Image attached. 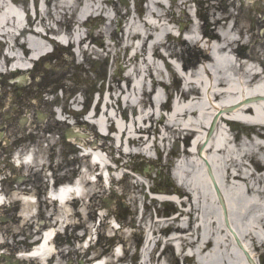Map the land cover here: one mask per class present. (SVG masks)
<instances>
[{"label":"bare ground","instance_id":"1","mask_svg":"<svg viewBox=\"0 0 264 264\" xmlns=\"http://www.w3.org/2000/svg\"><path fill=\"white\" fill-rule=\"evenodd\" d=\"M35 1L37 7L45 9L47 7L45 15H49L50 20L56 25L51 31L56 30V33L66 31L72 35L70 37L79 47L86 43V39H83L73 26L82 27L81 20L90 15L97 14L102 19V14L106 12L105 7L109 8L113 5V0ZM238 1L240 0H181L177 3L174 0V5L171 6L172 12L173 8L187 9L193 2H196L199 8L195 13V20H191L187 30L188 38H178L175 41L169 29L170 12L167 11L164 0H150L151 8L144 18L139 16L133 21L131 12H127L124 15V18H129L127 31H124L120 44L127 41L124 51L128 54V70L131 69V73L119 78L112 77L109 85L110 93L107 97H102L97 106L98 110L99 106L104 104L103 111L96 112L94 117L99 120L104 130L107 123L108 129L117 134L116 143L120 146L118 149L125 150V156L133 154L128 152L133 146L146 147L143 153L150 151L149 143L153 134L160 135L155 138L157 142L162 140L163 143L169 140L170 135L180 136L179 142L184 138L189 150L183 151L184 165L180 168L183 177L174 175L184 191L171 192L180 196L183 211L181 216L172 219L168 224V221L163 222V220L157 223L160 224L161 234L168 231L173 234L180 233L174 240L177 251L183 256L185 253L194 254L196 264H248L236 249L234 239L230 238L231 230L222 225L221 205L217 204L211 187L212 185L214 188L215 183L221 190V200L225 208L222 210L226 211L231 227L239 233L241 240L250 242L256 252L264 256V147L260 143L264 138L260 133L264 131V54H262L264 47L261 49L258 41H255L257 18L251 15L247 17V2L242 0V4L238 5ZM249 1L252 2L251 6L256 12L257 5L262 7L261 1L256 3H253L254 0ZM90 2L94 4L89 6ZM78 3L84 6L83 12L68 19L70 11ZM54 9L56 12H53ZM60 9L64 14L59 12ZM186 17L189 18L191 15L182 9L181 18L186 19ZM176 19L174 17L172 21ZM16 24L19 26L22 24L21 13L17 9L9 8L0 16V37L4 35L5 40L9 38V42H12L15 36L12 30ZM104 33H111L116 37L111 25L105 27ZM24 35H29L28 48L20 44L11 47L6 43L7 50L11 54V51L22 49L25 58L31 61L29 56L38 57L43 52L44 38L42 34L32 29L25 30ZM132 51L134 54L131 57ZM162 51H165L177 64H182V70L188 72L185 89L179 92L181 101L169 112V115L172 114L171 118H165L162 114L164 106H160L161 93L156 91V88L164 85L158 79L160 74L158 61L165 60ZM5 55L4 58L2 57L5 66L16 61L14 56L8 58ZM18 66L24 67V65ZM228 106L234 108L227 111L225 108ZM57 114V117H61L60 112ZM214 115H219L218 124L212 135L203 142L202 155L201 152L195 153L198 144L204 138L201 135L207 131L206 127ZM222 117L242 121L244 124L237 125L253 128L258 132V137L250 138L249 141H239L237 138L231 140L230 133L220 127ZM22 121L25 125L27 119L24 118ZM75 129L77 135H70L69 141L78 144L82 142L88 152L87 146H93L94 143L82 129ZM139 132L142 133L141 136H138ZM132 134L136 136L130 137ZM146 135L150 136L147 140L144 138ZM28 155L25 163L17 162V164L40 169L48 163L45 149L43 151L39 148L36 154L30 151ZM99 158L95 156V159ZM89 162L84 166L86 175L81 174L82 183L76 186L82 200L91 195L96 197L98 193L93 191L94 185L88 181L91 174ZM203 166L207 167L208 171L212 168L211 173L215 183L205 174ZM102 167L105 171L106 167L104 168L103 165ZM119 170L120 167L117 171ZM144 187L143 182H138L137 188ZM8 198L24 201L20 217L24 223L36 220L37 204L32 202L33 198L24 196L19 190ZM66 198L67 190H64L60 196L61 207H58L53 214L57 226L61 223L60 229L63 228L65 221L74 225L71 219L81 212L74 211ZM6 200L7 198L1 195L0 205ZM83 206L88 207L86 202ZM221 213L223 217V211ZM150 228L152 230V225ZM56 232L57 230H51L44 238L42 237L44 243L34 253L41 256V264H45L53 255H55L52 259L53 264H64L61 252L56 250L53 243H49ZM232 234L231 237L234 238ZM159 244L161 240L156 242V245ZM148 251L149 249L143 258V264H148V258H151L152 253ZM165 255L163 252L154 264H166L167 259L163 257ZM186 260L188 261L189 258ZM28 261L39 264L37 259L29 258Z\"/></svg>","mask_w":264,"mask_h":264},{"label":"rangeland","instance_id":"2","mask_svg":"<svg viewBox=\"0 0 264 264\" xmlns=\"http://www.w3.org/2000/svg\"><path fill=\"white\" fill-rule=\"evenodd\" d=\"M175 1L177 3L181 2V0ZM244 1L247 2V17L251 15L257 18L255 31L257 39L255 41H258L257 43L262 49V46L264 47V8L261 9V6L257 5L258 11L256 12L252 8V3L249 0ZM257 1L259 0H254L253 3ZM134 2L137 8L139 7L141 9L142 17L144 18L148 11L146 4L141 6L137 0H113L115 7L113 5H110L109 8L105 7L106 12L102 14V19L95 14L94 16L91 15L88 19L87 27H79V25L77 27L76 25L73 26V29L76 27L79 35L82 37L86 36L89 30L93 33L92 38L95 39V44L99 46V50H95L93 46L90 47L94 52L93 56H90L88 53L80 56L72 51V48H66L60 45L56 47V51L52 54V57L45 60V62L41 61L38 63L34 71L28 74V81L25 85L13 86L9 79L15 75H0V86L2 89V92H0V133L6 135L11 144L19 138H22L20 142L33 143L38 141L37 138L44 137L43 134H45V131L42 133L41 130L48 126V129H46L51 130L62 143V148L58 149V158H56L59 164L56 167L57 169L55 168L57 170L55 172H57L62 183L67 182V180H72L73 174H76L80 165L84 163H82L83 161L78 156V148L68 145L63 140V135L68 129V125L66 123H58L54 111L58 107H62L66 112H70L72 117L67 118L70 120L75 118L77 127H80L90 139H93L92 137L96 134V129L87 125L88 123L85 122L84 114L74 112L72 109V99L75 98L77 101L80 99L90 107L92 100L97 98L99 92L107 96V89L109 88L112 77L119 78L128 74L131 70H128L129 59L124 51L127 41L123 44H120V41L123 38L124 31H127L126 25L129 19L128 17L124 18V15L129 11L132 14L131 16H134ZM238 2V5L242 4V0ZM92 3L94 4V2H90L88 5L90 6ZM164 3L167 11L170 12L168 20L169 29L172 31L174 37L173 41L178 38L184 39V35L191 25V20H195L196 9H199L197 8V3L193 2L187 9L186 7L173 8V12L171 6L174 5V0H164ZM261 3L264 6V0H261ZM83 9L84 6H82V3H78L70 11L68 19L78 16L79 13L83 12ZM182 9L189 13L191 17L182 19ZM42 11L43 14L41 17L50 19L49 15H45L46 9L44 7ZM53 12H56V10L54 9ZM59 12L64 14L62 9ZM174 17L177 18L176 21H172ZM152 20L155 21L154 19ZM182 22L185 24H182ZM53 24L56 27L55 23ZM110 25L116 33V37L112 36L111 33H104L105 27ZM186 37L188 38L187 34ZM262 50L264 51V49ZM132 52L134 53V51ZM163 53L167 55L165 51ZM165 63L168 66L169 63L166 60ZM158 64L160 70L158 79L168 85L173 83L176 90L180 91L183 83L182 77L176 72L167 73L165 65L161 60L158 61ZM177 65L180 69L182 68V64ZM61 89H63V92ZM173 91H175L174 88H170L168 92L174 94ZM77 106L75 103L76 110L81 109V106ZM38 112L47 114L49 117L46 121L39 123ZM23 118L28 119L26 126L21 124V119ZM37 126L42 127L37 128ZM239 139L242 140V136ZM174 140L173 138L167 140L166 143H159V148L163 156L159 161H155L154 150L145 155L140 154L139 147L132 148L130 151L133 152V155L124 156L119 163L120 170L113 172L117 180L112 181L113 185L111 189L106 190L102 179L96 184H91L94 185L92 186L93 191L98 192V195L90 201L89 209L87 207L84 208V206L81 207L83 202L77 204L74 208H78L81 211V215H75L71 219V222L81 224V227L77 231H73V227L68 228L67 233L64 235L65 237L59 239L62 242V246L64 245V263H69V261L73 260V264H86L88 258L100 256L102 252H108L107 254L112 256L113 249L109 247L108 240L115 237V244L122 242L126 244L127 248H131L129 254H127V259L129 260L133 254H136L134 259L138 264L140 262L141 252L137 247H142L145 241L147 231L145 233L143 231L146 227L149 229L152 225V230L157 231L156 237L158 236L160 239L164 238V240L173 233L169 231L167 234L165 233L166 235L159 233L160 224L157 223V219L159 218L158 220H163V222L168 221V224L175 217L173 211L175 213L180 210L179 203L176 204L170 201H178V197L173 196L171 198L167 195L175 189L184 191L182 187L177 186L176 181L170 176L171 170L176 162V156L181 155L179 143L175 146L173 158H166L168 150H171L175 145ZM110 144L113 145L112 142ZM9 147L10 143L8 141L5 143L3 141L0 142V162L6 159L5 151ZM113 151H115L113 154L114 157L118 158L119 152L114 150V148ZM127 170H134L133 172L136 177L128 176L120 181L119 179ZM26 173L30 181H24L20 186L34 193L37 192L35 191L36 189H40L38 191L39 196H41L39 197L40 202L38 204V206L41 204L40 216L43 217L45 222H49V216L55 214L58 208L46 202V199L42 197L44 194L42 191L46 189V183L42 178V174L36 170H28ZM15 174L16 176L18 174L21 175V172L15 171ZM149 181L153 188V195L158 196V200L150 198L146 186L144 188H137L138 182L147 184ZM136 198L138 201L135 202L134 200ZM19 208L18 203H15L11 205L10 211L0 212V231L6 232L4 236L8 241L6 242V247L0 249V253L3 252L15 258L16 251L26 250V244L33 241L31 238L32 230L28 229V226L20 229L24 223L17 219L16 211ZM143 208H146V210L142 213ZM3 214L5 219L2 218ZM104 215L107 216L104 217ZM43 228L44 226H41V229ZM120 228L122 229L120 230ZM8 231L16 235L20 233V236L12 237L11 234L7 233ZM97 241L98 244L96 245ZM87 245H91L93 248L85 255L83 246ZM255 255L257 256L255 258L257 262H264V256L262 257L258 252ZM154 256L155 254L151 257L154 258ZM164 258L170 264H182V258L180 257V260L176 259L174 250L171 247L166 250ZM175 259L177 260L176 263H174ZM194 262L191 259L187 263L195 264Z\"/></svg>","mask_w":264,"mask_h":264},{"label":"water","instance_id":"3","mask_svg":"<svg viewBox=\"0 0 264 264\" xmlns=\"http://www.w3.org/2000/svg\"><path fill=\"white\" fill-rule=\"evenodd\" d=\"M216 123V122H215ZM215 123L213 124V126H212V129H211V132L213 131V129H214V126H215ZM210 175H211V177H212V179H213V176H212V174H211V172H210ZM218 192V194H219V191H217ZM227 219V218H226ZM249 260L251 261V259L249 258Z\"/></svg>","mask_w":264,"mask_h":264}]
</instances>
